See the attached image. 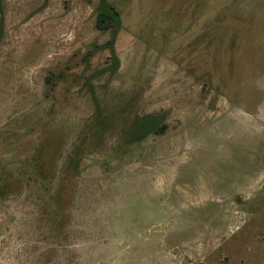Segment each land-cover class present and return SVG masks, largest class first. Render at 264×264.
<instances>
[{"label": "rangeland", "instance_id": "obj_1", "mask_svg": "<svg viewBox=\"0 0 264 264\" xmlns=\"http://www.w3.org/2000/svg\"><path fill=\"white\" fill-rule=\"evenodd\" d=\"M97 1L0 0V264H264V0Z\"/></svg>", "mask_w": 264, "mask_h": 264}, {"label": "trees", "instance_id": "obj_2", "mask_svg": "<svg viewBox=\"0 0 264 264\" xmlns=\"http://www.w3.org/2000/svg\"><path fill=\"white\" fill-rule=\"evenodd\" d=\"M119 23V15L117 9L114 7L112 3L107 0H98L96 11H95V19L94 24L98 28H114ZM108 41V40H107ZM110 42V41H109ZM111 45V43L109 44ZM112 56L115 62V54L112 51ZM153 118V119H152ZM144 117L142 121L139 123L140 127L137 130V133H143L148 131H156L159 129V124L155 122L154 117ZM148 120V121H145Z\"/></svg>", "mask_w": 264, "mask_h": 264}]
</instances>
